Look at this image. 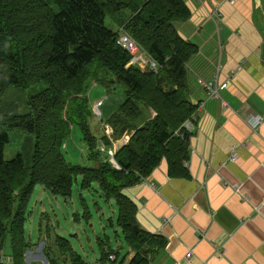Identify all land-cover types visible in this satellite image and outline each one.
Listing matches in <instances>:
<instances>
[{
    "label": "trees",
    "instance_id": "trees-1",
    "mask_svg": "<svg viewBox=\"0 0 264 264\" xmlns=\"http://www.w3.org/2000/svg\"><path fill=\"white\" fill-rule=\"evenodd\" d=\"M189 13L183 0H0V101L9 86L44 84L30 98L26 113L0 117V255L9 236L13 264H25L33 189L41 185L67 197L77 178L81 190L97 186L99 196L115 205V231L133 252L127 264H150L155 249L164 247L161 237L134 229L136 207L123 189L144 180L162 158L170 176L187 175L188 136L181 139L179 132L196 111L188 97L185 64L197 46L179 35L177 22ZM108 15L116 28L105 25ZM120 28L160 64L158 71L128 65L131 54L116 43ZM114 82L123 85L125 96L106 122L114 140L129 135L114 155L120 168L102 157L89 124L91 85L108 90ZM149 108L156 112L153 118ZM75 127L87 146L90 167L64 157L62 143ZM13 129L33 136L29 164L22 154L4 160ZM60 240L58 251L69 264H89L68 240ZM107 240H99L98 261L115 253L114 264H123ZM49 264L58 262L50 259Z\"/></svg>",
    "mask_w": 264,
    "mask_h": 264
},
{
    "label": "crops",
    "instance_id": "crops-1",
    "mask_svg": "<svg viewBox=\"0 0 264 264\" xmlns=\"http://www.w3.org/2000/svg\"><path fill=\"white\" fill-rule=\"evenodd\" d=\"M183 1L190 15L177 31L197 46L185 64L188 97L204 101L188 126L187 175L170 176L162 158L123 194L137 227L164 241L150 264H264V120L256 130L245 121L264 117V0ZM197 77L227 86L208 98Z\"/></svg>",
    "mask_w": 264,
    "mask_h": 264
},
{
    "label": "rangeland",
    "instance_id": "rangeland-1",
    "mask_svg": "<svg viewBox=\"0 0 264 264\" xmlns=\"http://www.w3.org/2000/svg\"><path fill=\"white\" fill-rule=\"evenodd\" d=\"M105 25L116 28L114 18L106 16ZM140 54V50L137 51ZM131 64L129 60V64ZM43 83L28 87L9 86L5 89L0 101V117L3 114H24L28 111L30 98L41 89ZM92 116L89 124L96 135L97 145L102 157L107 158L113 166L117 142L112 136V127L106 122L107 117L113 113L124 100L125 92L122 84L114 82L111 89H105L93 83L89 90ZM103 101L102 105H97ZM82 135L76 127L72 129L70 136L62 143L63 154L66 161L90 167L92 163L87 159V146L81 139ZM34 139L32 134L18 129L9 131V140L4 147V160H10L17 154H22L26 164H29ZM109 148L113 154L109 153ZM113 155V156H112ZM80 179L72 185L70 196L62 197L51 194L41 185H36L28 200L27 220L25 235L28 248L25 252V264H49L54 259L58 264H69V261L58 251L57 243L60 237L68 240L72 248L77 251L85 262L97 261L99 255V240L106 236L110 245L117 252L119 259L124 258L123 264L128 263V255L133 253L121 240L119 231H114L108 223V219L115 220L114 205L104 201L93 189H80ZM87 190V191H86ZM97 201L98 203H94ZM85 203H88L87 207ZM110 203V204H109ZM96 209L98 213H96ZM99 209L103 212H99ZM90 213V215L87 214ZM115 232L118 236H114ZM10 237L7 236L2 245L0 255L1 264H13ZM56 239L59 241L57 242ZM96 256V258H95ZM114 259L112 264L116 262Z\"/></svg>",
    "mask_w": 264,
    "mask_h": 264
},
{
    "label": "built area",
    "instance_id": "built-area-1",
    "mask_svg": "<svg viewBox=\"0 0 264 264\" xmlns=\"http://www.w3.org/2000/svg\"><path fill=\"white\" fill-rule=\"evenodd\" d=\"M117 44L121 45L123 48L127 49L132 55L131 62L135 65H139L142 68H148L151 70H155L158 67V63L155 59H153L148 53H146L143 50H140L138 44L134 41V39L127 33H123L119 36L117 39ZM140 50V54H137V51ZM199 83L202 85V87L205 89L207 95L209 97H217L219 96V90L226 87L227 83L223 82L218 84L217 81L209 80V81H202L199 79ZM102 101H99L97 105H101ZM193 116V115H192ZM191 116V117H192ZM246 122L252 129H256L259 127V125L263 122L264 117L260 114H249L245 118ZM189 122H186L185 125L188 127ZM109 153L113 154V150L109 149ZM236 157L235 153H232L230 155V160H234ZM191 252L189 251L186 254V257H190ZM115 259L114 254H109L107 259L104 262H100L98 264H111Z\"/></svg>",
    "mask_w": 264,
    "mask_h": 264
},
{
    "label": "water",
    "instance_id": "water-1",
    "mask_svg": "<svg viewBox=\"0 0 264 264\" xmlns=\"http://www.w3.org/2000/svg\"><path fill=\"white\" fill-rule=\"evenodd\" d=\"M134 229L137 231L138 230V227L136 225H134Z\"/></svg>",
    "mask_w": 264,
    "mask_h": 264
}]
</instances>
